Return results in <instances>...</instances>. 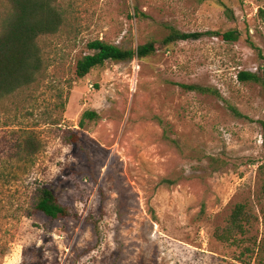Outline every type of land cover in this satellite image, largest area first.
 <instances>
[{"label":"rangeland","instance_id":"374dc122","mask_svg":"<svg viewBox=\"0 0 264 264\" xmlns=\"http://www.w3.org/2000/svg\"><path fill=\"white\" fill-rule=\"evenodd\" d=\"M10 2L0 0V25ZM53 5L62 22L37 40V80L0 99V264H264V86L238 78L264 79V0ZM170 27L202 36L166 45ZM228 30L238 39L217 34ZM95 39L127 48L154 40L155 53L78 77ZM86 110L99 118L79 126ZM27 135L38 149L18 160ZM35 186L77 218L27 216ZM241 202L257 217L250 239L218 240Z\"/></svg>","mask_w":264,"mask_h":264},{"label":"trees","instance_id":"16d2710c","mask_svg":"<svg viewBox=\"0 0 264 264\" xmlns=\"http://www.w3.org/2000/svg\"><path fill=\"white\" fill-rule=\"evenodd\" d=\"M10 1L11 7L0 25V99L37 80L42 62L37 40L42 35L55 33L62 22L61 13L53 5L56 0ZM217 34L225 41H235L239 36L236 30ZM200 36H202L200 32H182L170 27L162 42L167 45L179 40L197 39ZM87 47L93 53H88L77 61L75 72L78 77H84L91 69L102 66L107 61L125 62L134 58L142 59L155 53L154 40L146 41L135 48H127L95 39L88 42ZM238 78L264 86V79L251 72L240 71ZM181 86L190 91L212 92V89L193 84H181ZM233 110L236 115H240L236 109ZM98 118L99 114L96 111L86 110L80 117L79 126L83 125L85 120ZM261 125L264 141V121H261ZM68 140L77 142L78 137L70 135ZM37 149L36 141L32 136L27 135L19 141L16 156L18 160H25L32 157ZM257 173L261 180L260 191L264 198V161L258 165ZM167 182L174 183L172 180ZM29 196L25 210L27 216L31 215L32 211H39L52 220L77 218V213L45 186H35ZM261 211L264 213V210ZM256 219L247 202L236 203L231 208L225 225L217 228L214 235L222 242L241 244L250 239L247 235ZM247 250L251 249L247 248Z\"/></svg>","mask_w":264,"mask_h":264}]
</instances>
